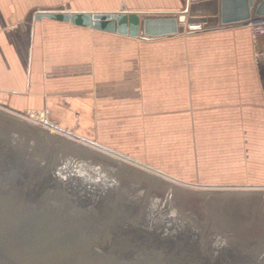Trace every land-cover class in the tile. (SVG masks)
Instances as JSON below:
<instances>
[{
    "label": "water",
    "instance_id": "95a60500",
    "mask_svg": "<svg viewBox=\"0 0 264 264\" xmlns=\"http://www.w3.org/2000/svg\"><path fill=\"white\" fill-rule=\"evenodd\" d=\"M43 18L153 40L245 26L264 0ZM0 264H264V191L187 189L0 109Z\"/></svg>",
    "mask_w": 264,
    "mask_h": 264
},
{
    "label": "rangeland",
    "instance_id": "374dc122",
    "mask_svg": "<svg viewBox=\"0 0 264 264\" xmlns=\"http://www.w3.org/2000/svg\"><path fill=\"white\" fill-rule=\"evenodd\" d=\"M156 44L138 48L132 63L141 73L134 69L129 78L162 82L152 88L173 93L174 101L156 105L154 97L142 104L148 99H140L142 87L133 83L139 109L117 139H84L47 110L49 126L41 114L1 103L0 109L187 189L264 191V63L257 65L252 37L248 61L229 39L210 33L192 36L184 29Z\"/></svg>",
    "mask_w": 264,
    "mask_h": 264
},
{
    "label": "crops",
    "instance_id": "0c3cea01",
    "mask_svg": "<svg viewBox=\"0 0 264 264\" xmlns=\"http://www.w3.org/2000/svg\"><path fill=\"white\" fill-rule=\"evenodd\" d=\"M188 2L0 0V103L17 111L41 114V119H46L43 110H47L51 120L81 133L78 135L84 139L92 140L85 135L100 140L110 141L114 136L117 139L124 133L122 131L133 126L130 120L137 116L132 113L139 109L132 94L133 83L142 87L140 99H148L142 104H149L154 97L156 105L174 101V98H168L173 93L170 95L167 90L152 88L161 87L162 82L150 85L146 78L135 81L129 77L134 69H137L135 76L141 73L132 63L138 48L158 45L176 36L134 39L48 18L36 20L37 12H116L122 8L135 12H180ZM195 16L200 15L196 13ZM187 25L185 29H188ZM189 32L192 36L210 33L229 39L242 61L250 60L251 35L246 26H221ZM240 70L245 71L242 66ZM242 79L236 83L241 84Z\"/></svg>",
    "mask_w": 264,
    "mask_h": 264
},
{
    "label": "built area",
    "instance_id": "2783aa9c",
    "mask_svg": "<svg viewBox=\"0 0 264 264\" xmlns=\"http://www.w3.org/2000/svg\"><path fill=\"white\" fill-rule=\"evenodd\" d=\"M251 29L252 45L257 65L264 63V18L251 20L247 25ZM189 30H202V23H190ZM261 67V66H260Z\"/></svg>",
    "mask_w": 264,
    "mask_h": 264
},
{
    "label": "bare ground",
    "instance_id": "6f19581e",
    "mask_svg": "<svg viewBox=\"0 0 264 264\" xmlns=\"http://www.w3.org/2000/svg\"><path fill=\"white\" fill-rule=\"evenodd\" d=\"M45 123H46V122H45ZM45 123H44V125H47V126H49L47 123H46V124H45ZM48 123H49V124H51L49 121H48ZM37 124H40V123H37ZM40 125H41V124H40ZM51 125H52V124H51ZM41 127H44V126H43V125H41Z\"/></svg>",
    "mask_w": 264,
    "mask_h": 264
}]
</instances>
